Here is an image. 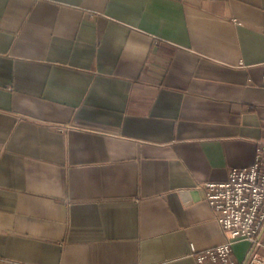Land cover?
Here are the masks:
<instances>
[{
  "label": "crops",
  "instance_id": "obj_1",
  "mask_svg": "<svg viewBox=\"0 0 264 264\" xmlns=\"http://www.w3.org/2000/svg\"><path fill=\"white\" fill-rule=\"evenodd\" d=\"M262 63L264 0H0V264H197Z\"/></svg>",
  "mask_w": 264,
  "mask_h": 264
},
{
  "label": "built area",
  "instance_id": "obj_2",
  "mask_svg": "<svg viewBox=\"0 0 264 264\" xmlns=\"http://www.w3.org/2000/svg\"><path fill=\"white\" fill-rule=\"evenodd\" d=\"M264 82V63H262ZM254 160L244 168H232L223 182L203 184L206 202L226 240L196 254L197 264H264V143H258ZM247 241L242 262L233 245Z\"/></svg>",
  "mask_w": 264,
  "mask_h": 264
},
{
  "label": "water",
  "instance_id": "obj_3",
  "mask_svg": "<svg viewBox=\"0 0 264 264\" xmlns=\"http://www.w3.org/2000/svg\"><path fill=\"white\" fill-rule=\"evenodd\" d=\"M190 192H191L193 195H196V196L198 195L196 191H190ZM184 195L186 196V195H188V193L186 192Z\"/></svg>",
  "mask_w": 264,
  "mask_h": 264
}]
</instances>
